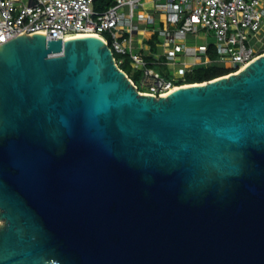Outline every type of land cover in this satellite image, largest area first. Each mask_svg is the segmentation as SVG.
<instances>
[{"label": "water", "instance_id": "1", "mask_svg": "<svg viewBox=\"0 0 264 264\" xmlns=\"http://www.w3.org/2000/svg\"><path fill=\"white\" fill-rule=\"evenodd\" d=\"M0 264H264V54L140 93L99 37L0 45Z\"/></svg>", "mask_w": 264, "mask_h": 264}, {"label": "built area", "instance_id": "2", "mask_svg": "<svg viewBox=\"0 0 264 264\" xmlns=\"http://www.w3.org/2000/svg\"><path fill=\"white\" fill-rule=\"evenodd\" d=\"M160 18L147 12V3ZM95 0H0V45L20 34H45L47 39L97 36L113 54L128 56L132 67L143 70L140 93L161 97L175 86L173 79L147 68L146 62L134 52V35L145 33L160 20L157 30L164 36L168 62L178 53L186 58L187 70L196 65H208L210 45L216 50L214 63H231L237 73L243 66L264 54L257 37L264 24V0H111L106 9L95 8ZM212 31L215 43L187 46V35ZM107 32L110 40L102 36ZM115 58L117 65L123 58ZM184 86V85H183Z\"/></svg>", "mask_w": 264, "mask_h": 264}, {"label": "trees", "instance_id": "3", "mask_svg": "<svg viewBox=\"0 0 264 264\" xmlns=\"http://www.w3.org/2000/svg\"><path fill=\"white\" fill-rule=\"evenodd\" d=\"M111 3V0H95V8L98 10L106 9ZM156 35L154 36V38ZM154 43V41H153ZM114 57L116 58L115 54ZM206 57L212 61L208 65H196L190 70H186L183 74L178 77H165L167 79H173L175 86H183L189 84L203 83L210 81L222 76H226L235 70L233 68H227L222 63H214L216 60V50L214 46L210 45L206 52ZM123 60L119 63V68L123 70L127 76L132 80V82L138 87L139 91H144L141 88L140 82L143 76V70L136 69L132 67L130 63V58L128 56H123ZM119 58H117L118 60ZM164 77V76H163Z\"/></svg>", "mask_w": 264, "mask_h": 264}, {"label": "rangeland", "instance_id": "4", "mask_svg": "<svg viewBox=\"0 0 264 264\" xmlns=\"http://www.w3.org/2000/svg\"><path fill=\"white\" fill-rule=\"evenodd\" d=\"M152 8H153L152 5L147 6V9H149L150 11L152 10ZM152 13H153V11H152ZM144 27H155L157 30H159V25H154V26H152V25L142 26L141 25V29ZM150 32L151 31L148 30L144 34H149ZM102 36L105 37L107 40H110V36L107 32L102 33ZM153 37H154V35L152 36V39L150 41L144 40L143 43H150V45L152 46L154 51H158V50L162 49L161 44L164 42V36L159 35V34L156 35V37L154 38V43H153ZM134 39H135V43H136L137 36L134 37ZM184 41H186L185 44L187 46H196V45L201 46V45H205V44L210 45V44L215 43V37L213 36L212 31L205 32V33L203 31H200L199 34L195 37L193 35H190V34L187 35V37L185 38ZM143 50L144 49H142V51H140L142 53L141 55H143V53H144ZM115 56H116V58L122 57L117 53H115ZM183 58H185V56L183 55V52L176 54L175 62H174L175 63L174 68H172V66H170V65H167V60H168L167 56L161 58L159 60V62H155V64H152V67L154 68V70L159 72L164 77H167V78L172 77V76L178 77L179 75H181L180 73H184L182 70L179 71V68L183 67V65L179 64V61L182 60ZM186 59L189 60V58H186ZM223 65L227 68H231V63H223ZM141 88H145V87H141Z\"/></svg>", "mask_w": 264, "mask_h": 264}, {"label": "crops", "instance_id": "5", "mask_svg": "<svg viewBox=\"0 0 264 264\" xmlns=\"http://www.w3.org/2000/svg\"><path fill=\"white\" fill-rule=\"evenodd\" d=\"M149 5H152V4L150 2L147 3L145 6V10L147 12L152 13L153 8L151 11L149 9H147V6H149ZM152 14L155 15V18H157V19L160 18V16L157 13L153 12ZM155 25H159V28L162 26L160 20H157ZM153 29H155L154 33L150 32L149 34H144V33L139 32L137 35H134V37L137 36L136 43H134V52L138 53L140 55V57L146 62L147 68L152 69V70H154V68L152 67V64H155V62H159V60L161 58L166 57V52H167V49H166L165 45L163 44L164 42L161 44L162 49H160L158 51H154L152 46L150 45V43H143L144 40L150 41L152 39L153 35L154 36L158 35L157 29L155 27H153ZM257 37L260 39L261 42H256L254 44L255 47L264 46V24H263V26H262ZM153 41H154V37H153ZM142 49H144L143 55H141L142 53L140 52V51H142ZM174 62H175V60L173 62L167 61V65H170V66H172V68H174V64H175ZM184 62H186L185 58L180 60L179 64L183 65ZM181 70L183 72H185L187 69L183 65L182 68H179V71H181ZM154 71H156V70H154ZM180 74H183V73H180Z\"/></svg>", "mask_w": 264, "mask_h": 264}, {"label": "bare ground", "instance_id": "6", "mask_svg": "<svg viewBox=\"0 0 264 264\" xmlns=\"http://www.w3.org/2000/svg\"><path fill=\"white\" fill-rule=\"evenodd\" d=\"M92 36H94V35H92ZM83 37V36H82ZM95 37H97V36H95ZM73 38H81V37H73ZM101 39V38H100ZM253 61H255V60H253ZM252 61V62H253ZM252 62H250V63H248L247 65H245V66H243L239 71H241V70H243L244 68H246L248 65H250ZM238 71V72H239ZM237 72V73H238ZM178 87H176V88H173V89H171L170 91H167L165 94H163L162 96L164 97V96H167L169 93H171V92H173V91H175L176 89H177ZM2 223V221L0 220V224Z\"/></svg>", "mask_w": 264, "mask_h": 264}]
</instances>
